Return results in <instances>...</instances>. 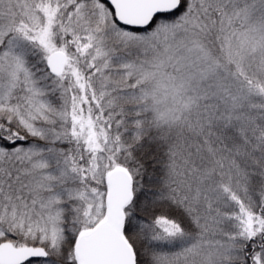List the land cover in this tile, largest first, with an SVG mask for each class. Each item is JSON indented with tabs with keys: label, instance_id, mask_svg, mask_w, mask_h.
Listing matches in <instances>:
<instances>
[{
	"label": "snow or ice",
	"instance_id": "obj_1",
	"mask_svg": "<svg viewBox=\"0 0 264 264\" xmlns=\"http://www.w3.org/2000/svg\"><path fill=\"white\" fill-rule=\"evenodd\" d=\"M0 264H264V0H0Z\"/></svg>",
	"mask_w": 264,
	"mask_h": 264
}]
</instances>
